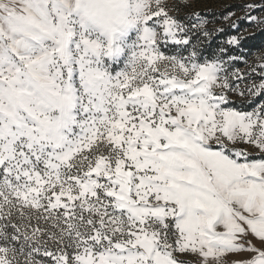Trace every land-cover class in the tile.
<instances>
[{"label":"snow or ice","instance_id":"snow-or-ice-1","mask_svg":"<svg viewBox=\"0 0 264 264\" xmlns=\"http://www.w3.org/2000/svg\"><path fill=\"white\" fill-rule=\"evenodd\" d=\"M259 7L245 18L264 24ZM128 12L137 36L110 75L97 63L122 47L72 0H0V264H264V101L228 95H264V62L236 68L237 35L201 59L200 12Z\"/></svg>","mask_w":264,"mask_h":264},{"label":"rangeland","instance_id":"rangeland-1","mask_svg":"<svg viewBox=\"0 0 264 264\" xmlns=\"http://www.w3.org/2000/svg\"><path fill=\"white\" fill-rule=\"evenodd\" d=\"M163 3L169 12V15L185 23H190L193 13L200 12L208 21L204 26V30L212 33L215 30L224 29V38L214 42L212 51L213 53H207V51L203 53V48H205V45L208 46L207 40H209L212 35L205 37L203 35V30L198 31L193 29L194 34L192 35L191 40L194 44L198 43V50L200 53L214 54L220 47L221 43L226 41V39L231 35H237L241 38L242 42L244 39H248L253 35L260 34V39L255 45L256 47L250 50L233 47L229 49L228 54L235 56H239L238 54H244V59L235 64V67L238 68L242 73L248 71V66H257L259 63L264 62V24H258L255 21L250 22L245 18L246 15L249 14L245 8V5L256 4L260 5L261 7L252 10L250 14L257 16L258 19H264V0H163ZM210 12H216L219 13V15L213 16ZM186 17L189 19H186ZM225 17H228V19H225ZM136 36V30L130 29L125 36L115 41V44L121 46L123 51L119 55H114L111 58L101 57L97 63V66L110 75H115L117 72L122 71L128 60V45L133 43ZM197 38H199V41H197ZM174 47L175 46L173 45H169L168 47L161 45L162 51H164L166 54H171V52L174 50ZM184 54L187 55V52ZM203 58L207 57L205 55H201V59ZM229 70L231 71L232 69L230 68ZM257 70L259 71V69ZM246 83L248 82H241L240 86L243 88ZM228 95L230 97V106L241 108L245 111H250L256 104L264 101V99L260 98L254 103H251L252 100L242 103V98L236 93L230 92ZM241 147L247 146L241 145ZM175 255L181 264H195V261L197 260V258L191 254L176 253ZM246 258H248L246 254H228L225 259L227 264H231L235 260Z\"/></svg>","mask_w":264,"mask_h":264},{"label":"clouds","instance_id":"clouds-1","mask_svg":"<svg viewBox=\"0 0 264 264\" xmlns=\"http://www.w3.org/2000/svg\"><path fill=\"white\" fill-rule=\"evenodd\" d=\"M128 8L129 0H72L80 23L104 40L117 41L135 27Z\"/></svg>","mask_w":264,"mask_h":264},{"label":"trees","instance_id":"trees-1","mask_svg":"<svg viewBox=\"0 0 264 264\" xmlns=\"http://www.w3.org/2000/svg\"><path fill=\"white\" fill-rule=\"evenodd\" d=\"M210 13L213 16H218L219 15V13H216V12H210ZM220 30L221 31L215 30V31L212 32V37L209 40H207L208 46H206V45L204 46L205 48H203V51H204L203 53H205L206 51H207V53H213L212 51H213L214 42H216L219 39H223L224 38V29H220ZM259 39H260V34H256V35H253V36L249 37L248 39H244L241 42V44L239 46V49L250 50V49L256 47L255 45L259 41ZM203 53H201V55H205L209 59H211L212 56H213V54H203ZM238 55L241 56V57H244V54H238ZM260 98L264 99V95L259 96L257 98H254V100H252L251 103L252 102L253 103L256 102V100H258Z\"/></svg>","mask_w":264,"mask_h":264},{"label":"crops","instance_id":"crops-1","mask_svg":"<svg viewBox=\"0 0 264 264\" xmlns=\"http://www.w3.org/2000/svg\"><path fill=\"white\" fill-rule=\"evenodd\" d=\"M232 264V263H231Z\"/></svg>","mask_w":264,"mask_h":264}]
</instances>
